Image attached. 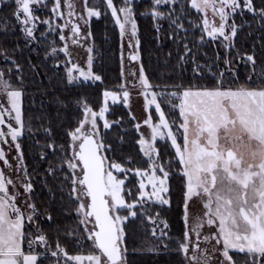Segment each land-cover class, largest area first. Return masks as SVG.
Returning <instances> with one entry per match:
<instances>
[{
    "label": "snow or ice",
    "instance_id": "snow-or-ice-1",
    "mask_svg": "<svg viewBox=\"0 0 264 264\" xmlns=\"http://www.w3.org/2000/svg\"><path fill=\"white\" fill-rule=\"evenodd\" d=\"M6 3L0 0V6ZM12 3L10 17L0 18V264H130L127 241L148 225L152 236L175 252L176 264H264V0H140L139 12L137 0H82V12L76 11L75 0ZM138 16L150 17L157 40L161 21L168 22L177 64L168 71L165 61L162 76L171 80L178 69L180 83L151 82L139 53ZM94 17H108L118 28L121 64L126 42L130 59L140 61L138 74L129 80L122 66L120 90L104 89L98 110L86 98L59 95L55 88L41 91V79L36 92L42 97L51 92L56 115L65 116L55 129L49 106L28 93L16 33L46 68L51 62V71L42 72L29 55L33 79L40 76L51 85L59 75L66 86L76 87L103 80L93 70L94 40L88 42ZM253 24L261 29L259 44L242 50L237 41L241 34L253 35ZM197 32L195 40L189 38ZM69 36L71 44L86 45V66L74 62ZM208 44L215 46L212 56L200 52ZM241 75L245 83L238 82ZM129 84H138L144 97V116L129 113L140 161L123 154L124 117L110 119L109 99L129 104ZM26 133L37 137L38 157L47 162V201L39 203L27 165L21 163ZM176 176L181 227L170 235L161 212L172 207ZM54 202L75 216L71 238L79 248L87 245L86 253H70L59 235L53 245L43 221L54 222ZM197 202L201 209L194 213ZM148 250L159 251L156 245Z\"/></svg>",
    "mask_w": 264,
    "mask_h": 264
},
{
    "label": "trees",
    "instance_id": "trees-1",
    "mask_svg": "<svg viewBox=\"0 0 264 264\" xmlns=\"http://www.w3.org/2000/svg\"><path fill=\"white\" fill-rule=\"evenodd\" d=\"M90 3H95L96 0H89ZM147 3V0H144V4ZM144 4L140 3V0H137L138 12L143 10ZM12 0L7 1L6 4L0 6V18L5 16L10 17V13L13 10ZM44 15H47V12H44ZM14 23V22H13ZM138 23L140 26V39H141V48L139 50L141 60L143 61L145 71L148 73L151 82L154 85L159 84H171V83H180L181 76L180 72L177 71L172 75V79L169 80L166 76H162V72L164 69L165 61L168 63V71H171L173 65L177 64V51L176 44L171 41L167 34L168 22L161 21L164 25V29L160 33V38L157 40L155 38L156 34L152 28V21L150 17H140L138 16ZM91 29L93 32V36L91 40H94L95 51L93 52V70L103 77L102 81H96L94 83H82L76 87H68L64 83L61 82V78L59 75L56 76L55 81L51 85L48 84L46 78L37 76L33 79L32 70L28 67L27 58L29 55L32 56L34 62H37L41 66V71H51L50 64L48 62V67L43 64L42 61L36 59L35 53H29L27 47H23L24 41L22 35L17 31L16 36L19 38L22 51L17 53L20 58L21 63L24 65V74H25V83L28 85V93L35 94L37 100L43 99L45 101V105L49 106V110L52 115V126L55 129H58L61 121L65 120V116L63 112H61L60 116L56 115V106L52 104V94L49 93L48 96H41L38 92H36L37 88H41L40 81L43 79V89H56V94L64 95V96H77L86 98L87 101L93 105L94 108L98 110L100 104L102 103V93L104 89L119 91V85L122 83V75H121V60H120V37L119 32L116 26H114L111 20L108 17L103 19L92 18L91 21ZM42 30V28H41ZM253 35L251 37L244 36L241 34L237 43L238 45H242V50H250L253 42L259 44V40L257 39V34L261 33V29H259L255 24H253ZM247 31V29H245ZM199 35V33H190L189 38L195 40V38ZM51 38V37H50ZM57 44H61L58 37L56 38ZM47 45H45L46 47ZM215 46L212 44H208L205 48H200V52H207L209 56L213 55V48ZM44 48H41V56L43 55ZM171 53V57H168V54ZM203 59V57H201ZM140 64V61H139ZM63 70H61L62 72ZM191 74L190 66L185 69L184 76L188 77ZM185 84H188L190 81L185 78L183 81ZM195 82V81H192ZM239 83H245L244 76L241 75ZM199 83L203 84L206 81H199ZM159 90V89H158ZM26 106L28 105L27 98L25 99ZM36 107V106H32ZM110 112L112 115L110 119H115L120 116L124 117L123 127L127 129L128 135L126 137V143L124 144L123 154L124 155H132L137 161L141 160V154L138 151V146L134 142L135 139H138L137 133H135L133 125L134 122L130 123V115L128 111L119 104H113L109 106ZM70 112L73 115L77 114L74 107L70 108ZM101 124V123H100ZM102 126V124H101ZM110 137L114 134L110 133ZM37 138L34 135H29L28 133L21 139V144L24 150V160L22 163H26L28 172L31 175L33 182L35 184L36 189V199L38 203L41 200L47 201V188L44 184V172L43 169L47 166L46 161H41L38 157L39 149L34 144V139ZM41 142H43V137H39ZM51 159V157H49ZM146 166V165H144ZM172 186V198L173 204L169 209L165 207V210L161 212V218L163 220H167L169 225V234L176 233L181 227L180 220V208L178 207L179 199H180V178L176 176L171 181ZM43 208V204H41ZM51 210L54 216V222L49 223L47 221H43L44 229L48 233L51 238L53 245L59 235L61 243L68 247V251L70 253L77 252H87L88 247L85 245L84 248L77 247L72 238H71V230L76 225V219L74 215L67 214L61 208L59 202H54L51 206ZM43 220V217H41ZM150 226L141 227L137 230V232L130 236L127 244L129 248V261L130 264H176L177 256L174 254V251L171 249H164L163 251L158 252H150L148 250L149 245H158L157 242H154L152 234L149 230ZM77 235H79L77 233ZM159 249V248H158ZM46 264V262H45Z\"/></svg>",
    "mask_w": 264,
    "mask_h": 264
},
{
    "label": "rangeland",
    "instance_id": "rangeland-1",
    "mask_svg": "<svg viewBox=\"0 0 264 264\" xmlns=\"http://www.w3.org/2000/svg\"><path fill=\"white\" fill-rule=\"evenodd\" d=\"M7 1H9V0H7ZM75 4H76V11L77 12L84 11L82 0H75ZM49 7H50V5H49ZM42 15H44V12L42 13ZM81 27H82V31H84V32H86L88 30L82 21H81ZM118 32H119V30H118ZM66 34H67V30H66ZM125 41H127V37H125ZM88 42L89 43L92 42L91 37L88 39ZM69 47H70V50H72L74 62L79 63L81 66H86V64H87V47H86V45L83 43H78V44L73 45V44H71V38H70L69 39ZM129 51H130V49H129L127 43L125 42L124 49H123V52H124L123 65L121 64V67L123 66L124 73L128 76V79L131 80L132 79V76H131L132 73L135 72L138 74L139 61H132L128 55ZM221 51H223V50L221 49ZM120 60H121V52H120ZM94 82H96V81L90 80V81H86L83 83H94ZM123 82H124V78L122 77V83ZM129 90L132 93V95L129 98L130 99L129 104H124L120 100L116 101L115 103H112L111 98H110L109 99V106L113 105V104L122 105L128 111V113H130V112L134 113L137 118H141L145 114V110L142 109V104H143V100H144L142 90L139 88L138 84L136 87H132L131 84H129ZM99 123L102 124V120L99 121ZM142 131L145 133L146 136L150 135V129L147 126L142 125ZM9 155H10V157L14 156L15 151L13 150ZM13 162L15 163V161H13ZM21 163H22V161H21ZM5 172L6 173L8 172L7 168H5ZM11 175L13 176V178H17L19 176V173H17L15 170H13L11 172ZM16 186L19 187V184H17ZM10 188H11V186H10ZM165 207H167V206H165ZM200 209H201V205L199 202L194 204L192 207V210L194 213L199 212ZM161 221H163L162 218H161ZM149 226L151 227V225H149ZM159 227L163 228V223H160ZM149 230H150V228H149ZM167 231L169 232V228L167 229ZM153 240H154V242H157V244H158L157 247L159 248L160 251H163L165 249L163 247V243L160 240L156 239L155 237H153ZM174 254H175V252H174ZM46 264H47V261H46Z\"/></svg>",
    "mask_w": 264,
    "mask_h": 264
},
{
    "label": "flooded vegetation",
    "instance_id": "flooded-vegetation-1",
    "mask_svg": "<svg viewBox=\"0 0 264 264\" xmlns=\"http://www.w3.org/2000/svg\"><path fill=\"white\" fill-rule=\"evenodd\" d=\"M71 37L69 36V39H70Z\"/></svg>",
    "mask_w": 264,
    "mask_h": 264
}]
</instances>
